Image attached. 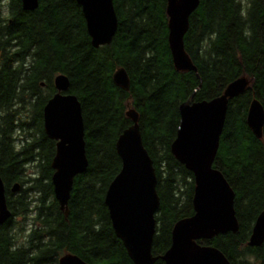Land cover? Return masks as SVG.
Instances as JSON below:
<instances>
[{"label": "trees", "instance_id": "trees-1", "mask_svg": "<svg viewBox=\"0 0 264 264\" xmlns=\"http://www.w3.org/2000/svg\"><path fill=\"white\" fill-rule=\"evenodd\" d=\"M118 20L109 45L91 46L75 0H0V177L11 213L0 225V264H58L65 254L87 264H133L111 227L106 190L121 161L115 144L133 122L152 160L160 200L151 253L154 264L171 245L174 225L193 216V175L172 154L185 103L211 101L244 78L229 99L213 168L232 189L238 223L197 244L219 250L230 264H264V243L248 246L264 211V125L257 138L247 125L252 100L264 110V0H199L183 38L195 71L175 68L168 45L167 0H113ZM123 68L129 90L113 83ZM81 105L87 169L75 177L68 215L51 184L55 142L43 128V107L57 75ZM19 185L16 193L10 189Z\"/></svg>", "mask_w": 264, "mask_h": 264}, {"label": "water", "instance_id": "water-1", "mask_svg": "<svg viewBox=\"0 0 264 264\" xmlns=\"http://www.w3.org/2000/svg\"><path fill=\"white\" fill-rule=\"evenodd\" d=\"M22 9L34 11L38 0H20ZM81 8L91 46L109 45L117 31L118 20L113 0H75ZM199 0H167L168 45L174 66L179 71H195L184 51L183 38L189 17L198 8ZM116 87L128 91L129 78L123 68L112 77ZM56 94L43 107L45 135L55 142L51 161V184L59 210L68 215L75 177L87 169L81 105L67 94L68 78L54 79ZM247 86L244 78L227 86L223 95L211 101L183 103L179 108V125L171 152L191 172L194 180L193 216L178 221L171 232V245L161 256L164 264H230L213 247L197 244L200 240L236 233L238 223L234 210L235 195L223 175L213 168L225 121L228 101ZM133 124L118 137L115 150L121 161L118 174L109 184L104 204L113 232L133 264H154L151 253L155 234V215L160 205L156 192L157 178L153 163L145 150L137 114L129 110ZM247 125L257 138L262 136L264 110L258 100H252L247 113ZM14 184L10 192L16 193ZM11 216L6 205L5 187L0 177V225ZM264 243V211L256 218L248 246ZM58 264H87L76 255L65 254Z\"/></svg>", "mask_w": 264, "mask_h": 264}]
</instances>
